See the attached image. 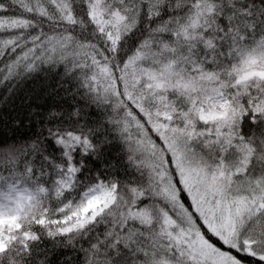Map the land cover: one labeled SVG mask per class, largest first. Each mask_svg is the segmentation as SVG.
Here are the masks:
<instances>
[{
	"label": "snow or ice",
	"instance_id": "6c2138e0",
	"mask_svg": "<svg viewBox=\"0 0 264 264\" xmlns=\"http://www.w3.org/2000/svg\"><path fill=\"white\" fill-rule=\"evenodd\" d=\"M63 65L108 105L123 158L52 178L0 154V264H264V0H0V86ZM43 257V258H42Z\"/></svg>",
	"mask_w": 264,
	"mask_h": 264
},
{
	"label": "trees",
	"instance_id": "16d2710c",
	"mask_svg": "<svg viewBox=\"0 0 264 264\" xmlns=\"http://www.w3.org/2000/svg\"><path fill=\"white\" fill-rule=\"evenodd\" d=\"M110 115L109 106L93 103L75 74L63 65H40L0 86V148L19 146L24 149L22 162L29 164L35 175L52 178L67 165L64 149L53 133L82 130L95 151L82 153L77 148L72 152L73 163L81 169L77 177L99 176L109 163L114 165L123 158V145L109 122ZM86 246L82 239L54 242L46 238L41 242L48 264H81V247Z\"/></svg>",
	"mask_w": 264,
	"mask_h": 264
},
{
	"label": "clouds",
	"instance_id": "9594fccd",
	"mask_svg": "<svg viewBox=\"0 0 264 264\" xmlns=\"http://www.w3.org/2000/svg\"><path fill=\"white\" fill-rule=\"evenodd\" d=\"M13 148H20V147L19 146H5V147H2V148H0V154H3V153H5L8 150L13 149Z\"/></svg>",
	"mask_w": 264,
	"mask_h": 264
}]
</instances>
